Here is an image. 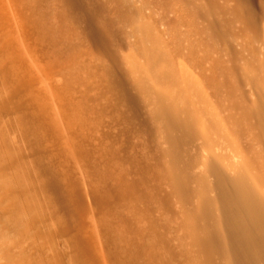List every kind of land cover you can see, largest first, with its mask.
I'll list each match as a JSON object with an SVG mask.
<instances>
[{
  "label": "rangeland",
  "instance_id": "rangeland-1",
  "mask_svg": "<svg viewBox=\"0 0 264 264\" xmlns=\"http://www.w3.org/2000/svg\"><path fill=\"white\" fill-rule=\"evenodd\" d=\"M96 1L104 42L68 0H0V264H84L78 237L106 264H232L189 217L210 197L226 227L224 185L264 197V0ZM146 28L168 63L151 64ZM156 103L195 123L176 162Z\"/></svg>",
  "mask_w": 264,
  "mask_h": 264
},
{
  "label": "bare ground",
  "instance_id": "bare-ground-1",
  "mask_svg": "<svg viewBox=\"0 0 264 264\" xmlns=\"http://www.w3.org/2000/svg\"><path fill=\"white\" fill-rule=\"evenodd\" d=\"M68 2L71 3L70 5L77 7L75 9L80 13L82 20L86 22L90 37L96 41L104 42L106 37L103 30L94 23L99 9L97 1L68 0ZM77 18H80L79 15ZM144 33L147 41L151 42L147 47L151 64L168 63V57L165 51L161 49L163 47H160V41L148 28L144 29ZM160 78V76H157V79ZM155 110L163 124L165 136L169 143L170 156L176 162L181 159L179 157L182 146L194 135L193 126L195 123L188 117L189 113L186 112L185 106H183V111L179 112L182 113L181 115L176 112L175 105L171 103H156ZM246 165L250 166L249 162ZM46 176V185L52 192L53 197L64 209L68 218L77 223L75 211L77 204L67 178L53 170L47 171ZM105 179V177H102L103 181ZM180 183L181 191L187 193L188 189L183 181ZM106 190L110 212L114 217L121 218L117 186L107 183ZM222 202L226 221V227L224 228L215 212L216 202L210 197L203 200V206L199 213H193L189 217L191 224L200 231L195 239L202 253L206 256L215 254L229 258L232 264H264L263 195L256 192L252 185L245 180L240 185H224ZM77 243L78 256L84 264H106L103 244L98 237H96L94 243L89 239L78 237Z\"/></svg>",
  "mask_w": 264,
  "mask_h": 264
}]
</instances>
